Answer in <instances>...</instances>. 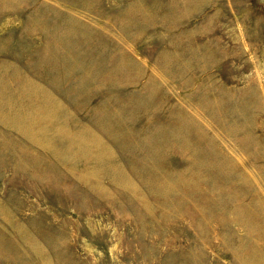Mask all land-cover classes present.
<instances>
[{"label": "rangeland", "instance_id": "obj_1", "mask_svg": "<svg viewBox=\"0 0 264 264\" xmlns=\"http://www.w3.org/2000/svg\"><path fill=\"white\" fill-rule=\"evenodd\" d=\"M0 264H264V0H0Z\"/></svg>", "mask_w": 264, "mask_h": 264}]
</instances>
